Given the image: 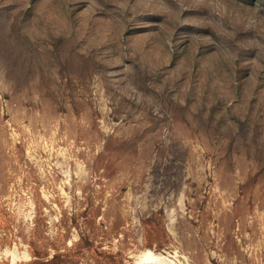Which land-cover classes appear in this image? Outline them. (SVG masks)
Instances as JSON below:
<instances>
[{"label":"rangeland","instance_id":"1","mask_svg":"<svg viewBox=\"0 0 264 264\" xmlns=\"http://www.w3.org/2000/svg\"><path fill=\"white\" fill-rule=\"evenodd\" d=\"M0 264H264V0H0Z\"/></svg>","mask_w":264,"mask_h":264},{"label":"bare ground","instance_id":"2","mask_svg":"<svg viewBox=\"0 0 264 264\" xmlns=\"http://www.w3.org/2000/svg\"><path fill=\"white\" fill-rule=\"evenodd\" d=\"M12 255H15V254H12ZM17 257V256H16ZM17 260V259H16ZM15 261V260H14Z\"/></svg>","mask_w":264,"mask_h":264}]
</instances>
